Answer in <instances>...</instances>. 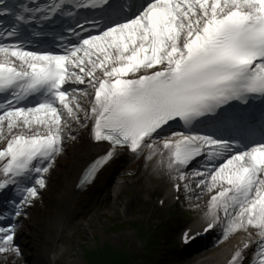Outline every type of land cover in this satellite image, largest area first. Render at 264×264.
<instances>
[{
  "label": "snow or ice",
  "instance_id": "obj_1",
  "mask_svg": "<svg viewBox=\"0 0 264 264\" xmlns=\"http://www.w3.org/2000/svg\"><path fill=\"white\" fill-rule=\"evenodd\" d=\"M82 131L101 148L86 182L121 153L159 156L177 193L210 194L203 233L245 234L228 264H264V0H0L8 264L20 219Z\"/></svg>",
  "mask_w": 264,
  "mask_h": 264
},
{
  "label": "rangeland",
  "instance_id": "obj_2",
  "mask_svg": "<svg viewBox=\"0 0 264 264\" xmlns=\"http://www.w3.org/2000/svg\"><path fill=\"white\" fill-rule=\"evenodd\" d=\"M163 186L165 184H156L155 182L145 178L141 186L133 187L130 190L132 193H123L120 198L114 204L100 205L95 208L87 217L91 219L88 223L90 227H86V221L83 223L82 228L77 227L71 230L68 238L60 243V248L57 255L61 258L58 259L56 264H103L107 259L108 247L112 244L113 246L122 248L126 247L128 253H134L136 250L137 241L134 239L136 236L133 234L135 230H129L130 225H143L148 227L151 224L156 223V218L159 214L158 210L154 206H145L141 203L140 198L135 200V195L141 192L143 186ZM140 195V193H138ZM202 196V195H201ZM205 199V197L202 198ZM188 201H191L189 198ZM37 211L39 220L44 219L43 211L44 205L36 203L33 205ZM190 209L191 212L198 213V210L203 209V202L199 199H194L191 203H186L185 206L180 209V212L187 211ZM198 211V212H197ZM185 213V212H184ZM40 214L42 216H40ZM162 218H167L165 212H160ZM171 217V216H169ZM122 227L128 226L125 230L120 232L112 231L117 229V226ZM121 227V228H122ZM136 232V231H135ZM166 245L164 242H160L159 247L161 250ZM63 246V247H62ZM162 252V256H163ZM30 256V255H29ZM94 257L93 262H89ZM0 264H8L3 258H0ZM14 264H25L23 259L19 256L15 259ZM165 264H173L167 262Z\"/></svg>",
  "mask_w": 264,
  "mask_h": 264
},
{
  "label": "bare ground",
  "instance_id": "obj_3",
  "mask_svg": "<svg viewBox=\"0 0 264 264\" xmlns=\"http://www.w3.org/2000/svg\"><path fill=\"white\" fill-rule=\"evenodd\" d=\"M84 131L74 141H67L63 152L57 157V161L50 169V172L46 174V188L41 190V195L38 198V203L44 205V219L39 220L37 211L33 207L29 210L28 215L25 219L26 225L29 231V244L32 257V263L37 264L41 261H47L53 264L61 258V254H65L63 251L60 252V257L57 255L58 246L51 247L46 245L48 241L55 237V234L51 235V230L54 226L59 227L58 238L62 239V243L70 235L68 225L72 220L70 219L76 212L89 207L95 195L100 191L101 188L107 181L106 177L108 174L113 173V167H108L102 174V178L96 184V189H90L84 193L75 194L72 190V186L75 185L77 176L86 162V156L89 153V149L83 144L84 142ZM83 144V145H82ZM138 161L134 162L136 165ZM68 208V214L66 215V221H62L63 211ZM71 212V213H70ZM84 215L85 213H80ZM40 214V216H42ZM70 219V220H69ZM69 220V222H68ZM91 219L86 222V227L89 226ZM60 250H63L62 248Z\"/></svg>",
  "mask_w": 264,
  "mask_h": 264
}]
</instances>
